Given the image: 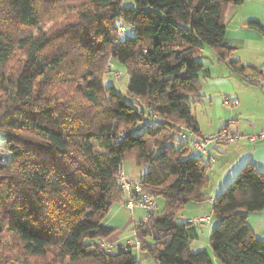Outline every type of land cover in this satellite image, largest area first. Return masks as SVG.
<instances>
[{"label":"trees","instance_id":"trees-1","mask_svg":"<svg viewBox=\"0 0 264 264\" xmlns=\"http://www.w3.org/2000/svg\"><path fill=\"white\" fill-rule=\"evenodd\" d=\"M134 3L0 0V264H139L132 249L100 245L116 232L104 221L123 200L126 159L147 167L142 191L163 201L134 225L137 249L153 264H264V241L247 222L264 209V173L251 163L212 200V256L189 249L198 224L175 222L188 203L211 199V166L181 139V127L201 136L185 97L200 99L197 56L210 48L243 80L259 75L231 60L224 40L226 7L243 0ZM45 19L60 24L44 31ZM124 22L133 36L118 33ZM113 62L125 67L127 93L143 110L104 85Z\"/></svg>","mask_w":264,"mask_h":264},{"label":"crops","instance_id":"crops-1","mask_svg":"<svg viewBox=\"0 0 264 264\" xmlns=\"http://www.w3.org/2000/svg\"><path fill=\"white\" fill-rule=\"evenodd\" d=\"M249 21H257L264 27V0H243L239 5H228L224 14V40L234 49L230 55L231 60L238 61L260 75L264 74V31L246 26L245 23ZM197 59L202 63V70L198 74L200 99L194 107L199 135L213 134L224 128L241 135L238 141L225 143L226 146L213 144L209 147V153H215L216 156H212L216 160L217 157L220 158V166L217 170L212 167V173H217L215 175L219 176L221 184L230 180L246 163L253 164L264 173V137H258L253 142L247 138L264 133V90L247 84L240 75L230 70L227 63L218 61L210 48H205ZM233 99L237 100L236 106L230 103ZM140 176L142 175L133 178ZM212 200L213 198L209 201L212 203ZM210 208L211 204L206 205V202L188 203L183 208L185 215L179 217L183 222L192 221L197 217L210 215ZM254 216L256 219H247V222L254 235L264 241V209L254 213ZM106 221L107 218L104 223L108 226ZM111 241L117 245L124 243L116 232ZM206 246L207 242L202 243L196 238L189 245V249L191 252L207 250ZM207 251L212 256L209 246ZM212 260L214 264H220L213 257Z\"/></svg>","mask_w":264,"mask_h":264},{"label":"rangeland","instance_id":"rangeland-1","mask_svg":"<svg viewBox=\"0 0 264 264\" xmlns=\"http://www.w3.org/2000/svg\"><path fill=\"white\" fill-rule=\"evenodd\" d=\"M122 5L125 8H135L134 0H122ZM59 24H60V22H58L56 20L55 21H49V20L45 19L43 21V23H41L40 28L43 29L44 31H53L56 27H58ZM123 24L122 25L125 26L126 30H125V35L122 36V38L133 36L134 33H133L131 26L127 22H124ZM127 81H128V75H127V71H126L125 67H123V66H121L115 62H113L111 72L110 71L106 72L103 76V83L105 86H110V85L114 86L117 93L123 97L125 103L134 105L138 110H143V107L140 104H138L131 97H129L127 90H126ZM185 97L188 98L189 101L191 102L192 111H193V115H194V107H195V105L198 104L197 102L199 100L196 101L192 98L191 95L188 96L187 94L185 95ZM179 141H181L180 135L177 136V141L175 143H178ZM214 144H220L222 147L226 146L225 143H222V144L221 143H214ZM4 147H5L4 136L0 132V152H1V149ZM189 147H190V151H191V156H193L195 158L201 156L200 153H198L193 148V146L190 145ZM208 151H209V148H208ZM214 154H212V155H214ZM215 156H216V154H215ZM218 160H220V158L217 157V160L215 158V162L212 165V167L213 168L215 167L216 170H217V167L220 166L219 165L220 161H218ZM122 168L124 170L125 175L131 176L132 178L135 177L136 175H140V174L143 175L147 170V167L137 165L135 163V161L132 159H126L122 163ZM215 174H217V173L215 171H213V173H212V170H211L212 181H211V185H210L209 189L206 191L208 197L213 198V199L216 196H218L228 186V184L231 181L236 179V176H237V173H236L230 180L221 184V182H222L221 179H219V176H217ZM155 204H156V212H160L162 209V206H163V201L161 199L157 198L155 200ZM208 204H211V202L209 200L206 201V205H208ZM179 215L180 216L185 215L184 209H181L178 212V216L175 218L176 223L182 224L183 219H181V217H179ZM255 217L256 216H254V214H250L247 219L250 221L252 218L254 219ZM106 218H107L106 223L108 224V226L113 227L116 230V233H118L119 239L122 240V242H124L126 239H134V225L139 220H142L144 218V212L136 209V210H134L133 213H130L128 210H126L123 207L122 202L119 201V202L114 203L111 206ZM214 220L215 219L212 218L210 221V225L206 224V227H201V226L197 225L198 226L197 238L200 241H202V243L207 242V244H208V239H209L210 233L215 226ZM128 221H129V223L127 224V226L125 228H123V226ZM262 235H264V234H262ZM144 242H145V245H147V246H151L153 244V241L150 237H145ZM205 249L208 250V246H206ZM108 251L110 253H115L117 251V246H113ZM132 257L139 264H153V258L149 255L147 249H145V248L144 249L133 248L132 249Z\"/></svg>","mask_w":264,"mask_h":264},{"label":"built area","instance_id":"built-area-1","mask_svg":"<svg viewBox=\"0 0 264 264\" xmlns=\"http://www.w3.org/2000/svg\"><path fill=\"white\" fill-rule=\"evenodd\" d=\"M117 30L119 34L125 33V26L119 24L117 26ZM109 68H112V64H109ZM116 75V74H115ZM244 81L247 84L259 86L262 90H264V74L260 75H252V74H245ZM232 106L237 105V100L233 99L230 101ZM182 134L181 139L188 142L189 145L193 146V148L200 153V155L207 159L208 164L212 167L215 162V158L209 153L208 148L213 145L214 143H232L236 142L241 138V135L237 134L236 132L232 131L229 128H224L221 131H218L213 134L208 135H201L199 137L192 134V132L186 128L181 127ZM258 137H264V133H260L259 135H252L247 137L249 141L253 142ZM118 177H119V188L123 195L122 205L125 209H127L130 213H133L134 210L138 209L144 212V218L142 221H146L148 217L156 211V204L155 199L149 194H145L142 191L141 183L139 178H129L125 175L122 164L118 170ZM210 215H204L202 217H197L191 222L206 225L210 222ZM102 247L106 250H109L113 246H117L115 242L112 241H102L100 243ZM124 250L138 248L139 241L134 239H126L122 244Z\"/></svg>","mask_w":264,"mask_h":264}]
</instances>
